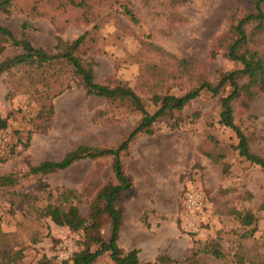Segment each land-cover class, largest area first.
<instances>
[{
  "label": "rangeland",
  "instance_id": "1",
  "mask_svg": "<svg viewBox=\"0 0 264 264\" xmlns=\"http://www.w3.org/2000/svg\"><path fill=\"white\" fill-rule=\"evenodd\" d=\"M255 1L15 0L0 13V25L19 37L25 23L32 45L48 54L59 53L57 39L72 42L85 34L74 54L91 66L94 81L128 86L151 113L153 96H181L241 68L225 57V47L232 17L251 13ZM250 47L264 51V36H255ZM19 51L6 48L0 61ZM218 100L202 91L121 155L132 187L116 202L123 210L118 245L123 253L138 250L143 264H157L160 256L191 257L194 264L264 261V170L238 155L235 134L218 123ZM231 106L251 151L264 158V94L241 95ZM0 117L7 121L0 134L9 138L0 176L14 181L0 187V264L69 262L82 249V232L57 226L41 212L67 197L63 207L73 204L87 215L99 190L116 183L112 158L85 159L45 176L30 175L29 167L60 161L78 146L114 149L140 115L128 104L87 96L72 68L54 63L0 75ZM234 212H250L253 225H241ZM108 233L105 223L103 237ZM211 241L220 244L222 258L204 250ZM95 264L114 263L105 253Z\"/></svg>",
  "mask_w": 264,
  "mask_h": 264
},
{
  "label": "trees",
  "instance_id": "2",
  "mask_svg": "<svg viewBox=\"0 0 264 264\" xmlns=\"http://www.w3.org/2000/svg\"><path fill=\"white\" fill-rule=\"evenodd\" d=\"M15 0H0V13H8ZM264 0H256L253 11L241 18L232 17L233 23L230 27V37L225 47V57L238 63L241 68L219 75L216 82L211 83L203 80L198 86L187 91L181 96L158 94L151 98L155 107L149 112L141 98L128 86L118 84L116 86L100 85L94 81L93 70L88 64L82 63L74 53L84 42L85 34L79 36L72 42H63L57 39V54H48L41 48L32 45L25 34L28 26L23 23L19 37L13 35L4 26L0 25V56L6 48L20 50L11 56L0 61V75L17 66L32 68L36 71L54 63H66L79 79V84L87 96L103 98L111 102L128 104L131 110L140 115V120L123 141L116 148H96L78 146L67 153L60 161H43L37 166L29 167L28 173L32 176H45L51 173L68 169L74 163L102 157H111V169L116 183H109L103 186L90 204L87 215L82 216L76 206L68 204L63 207L67 197L59 203L48 204L42 215L48 217L55 225L66 227L71 232H82V249L74 253L69 262L64 264H95L97 260L108 253L114 264H143L139 261L138 250L132 249L123 253L118 245L120 228L123 220V210L116 206V202L122 192L130 191L131 180L124 174L121 155L127 151L129 144L140 134L151 135L153 125L171 115L179 112L192 100L199 97L202 91L213 96H219V124L230 129L236 136L237 144L235 150L238 155L251 165L264 170V158L253 153L249 146V140L241 128L235 124L231 104L238 100L241 95L252 99L258 94H264V51L250 47L255 36H264ZM126 14L133 19V15L126 11ZM251 26L250 32L246 28ZM243 81V82H240ZM226 87L231 91L227 96L220 97V93ZM7 127L6 119L0 117V131ZM14 181L11 176H0V187L11 186ZM59 199V198H58ZM236 219L243 226H251L254 223V216L250 212H234ZM105 223L109 224V233L106 238L102 235V228ZM207 253L215 258L223 257L220 244L211 241L204 247ZM15 259V254L9 257ZM237 264H244L241 257H238ZM157 264H194L192 258L184 261H177L168 256L156 258ZM9 264V263H8ZM258 264H264L259 262Z\"/></svg>",
  "mask_w": 264,
  "mask_h": 264
},
{
  "label": "built area",
  "instance_id": "3",
  "mask_svg": "<svg viewBox=\"0 0 264 264\" xmlns=\"http://www.w3.org/2000/svg\"><path fill=\"white\" fill-rule=\"evenodd\" d=\"M9 146V138L7 133L0 134V154H3Z\"/></svg>",
  "mask_w": 264,
  "mask_h": 264
}]
</instances>
